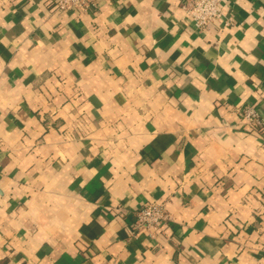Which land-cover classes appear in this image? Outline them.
<instances>
[{
	"label": "crops",
	"instance_id": "0c3cea01",
	"mask_svg": "<svg viewBox=\"0 0 264 264\" xmlns=\"http://www.w3.org/2000/svg\"><path fill=\"white\" fill-rule=\"evenodd\" d=\"M56 1L0 0V264H264V0Z\"/></svg>",
	"mask_w": 264,
	"mask_h": 264
},
{
	"label": "built area",
	"instance_id": "2783aa9c",
	"mask_svg": "<svg viewBox=\"0 0 264 264\" xmlns=\"http://www.w3.org/2000/svg\"><path fill=\"white\" fill-rule=\"evenodd\" d=\"M226 0H194L187 8V14L192 18L194 28L198 32H208L214 23L221 18V7ZM57 10L62 11H90L96 7L98 0H57ZM239 115L245 124L253 131L264 134V117L253 105H244ZM130 231L133 236L145 234L154 237L161 227L169 221V213L164 202L156 200L145 201L131 215Z\"/></svg>",
	"mask_w": 264,
	"mask_h": 264
},
{
	"label": "trees",
	"instance_id": "16d2710c",
	"mask_svg": "<svg viewBox=\"0 0 264 264\" xmlns=\"http://www.w3.org/2000/svg\"><path fill=\"white\" fill-rule=\"evenodd\" d=\"M257 133H259V132L257 131Z\"/></svg>",
	"mask_w": 264,
	"mask_h": 264
}]
</instances>
